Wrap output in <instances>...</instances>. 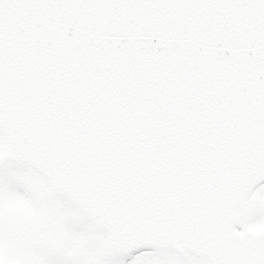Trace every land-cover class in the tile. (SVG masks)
<instances>
[{"label":"snow or ice","instance_id":"1","mask_svg":"<svg viewBox=\"0 0 264 264\" xmlns=\"http://www.w3.org/2000/svg\"><path fill=\"white\" fill-rule=\"evenodd\" d=\"M0 264H264V0H0Z\"/></svg>","mask_w":264,"mask_h":264}]
</instances>
